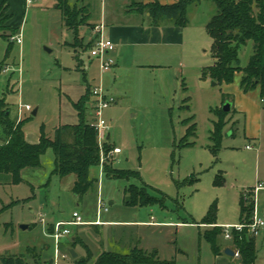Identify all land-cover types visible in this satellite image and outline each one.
Listing matches in <instances>:
<instances>
[{
	"label": "rangeland",
	"instance_id": "obj_1",
	"mask_svg": "<svg viewBox=\"0 0 264 264\" xmlns=\"http://www.w3.org/2000/svg\"><path fill=\"white\" fill-rule=\"evenodd\" d=\"M89 2L94 20H99L105 10L125 9L124 0ZM69 4L78 8L86 5L82 0H69ZM11 11V27L7 30L5 25L0 33V98L9 105V119L25 122L28 138H38L43 129L53 140L59 127L79 123L74 103L88 89L101 87L117 103L103 112L110 137L108 149L103 147L104 165L109 163L134 175L108 177L100 161L90 171V189L77 198L72 192L76 176L61 178L54 174L55 156L48 150L42 157V168L27 170L23 182L14 184L11 177L1 176L0 264L2 257L26 256L30 249L40 255V264L51 259L54 262L53 246L48 251L45 248L54 243L46 236L47 224L71 221L75 212L84 220L96 221L99 200L109 209L102 210L100 217L108 224L68 227L72 234L61 239L57 264H76L81 259L86 260L83 264H95L104 251L125 255L134 249L153 262L241 264L225 250L222 256L215 255L205 236L215 225L202 223L215 205L217 226L222 230L240 224L242 195L247 205L257 201L259 217L264 220V188L257 199L253 192L259 185L264 187V132L260 142L248 140L244 117L229 113L220 146L212 151L214 142L209 131L218 121L223 87L203 80L201 71L215 62L213 40L205 30L217 12L213 0L190 5L186 43L174 48V57L160 60L162 67L133 69L127 63L116 78L113 73L101 72L90 57L91 48L72 46L73 33L65 27L56 0H32L31 4L19 0ZM89 24L92 26H81L79 38L86 45L93 41V46L98 32ZM11 33L21 39V44L9 38ZM252 52V42L240 48L241 68L248 65ZM186 97L189 100L184 104ZM28 105L30 112L25 110ZM261 105L264 110V100ZM89 107L91 122L92 100ZM35 110L37 115H33ZM192 118L197 133L186 140L183 122ZM6 141L0 123V144ZM188 143L194 145L186 146ZM117 147L122 154L109 157ZM131 187L150 197L149 205L129 203V198L133 200ZM74 237L79 239L74 249L78 258H63L73 248ZM254 239L255 264H264V228ZM217 243L221 248L236 249L223 233ZM29 262L34 264L32 259Z\"/></svg>",
	"mask_w": 264,
	"mask_h": 264
},
{
	"label": "trees",
	"instance_id": "obj_2",
	"mask_svg": "<svg viewBox=\"0 0 264 264\" xmlns=\"http://www.w3.org/2000/svg\"><path fill=\"white\" fill-rule=\"evenodd\" d=\"M57 8L61 11L65 27L73 33L74 48H92L87 45L84 39L79 38L81 26H92L90 22V12L87 6L80 8L71 7L69 0H56ZM201 0H178L173 5H163L158 1L146 5H133L132 10L140 15L149 14L152 26H160L169 23L173 26L184 28L188 26V9L190 5L199 3ZM216 4L217 12L206 26V32L213 40L212 56L214 64L206 67L201 72L203 80H212L219 86L223 84H233L238 74L242 75L241 89L245 93L260 90V97L264 100V0H213ZM13 18L10 13L9 4L4 1L0 5V33L3 28ZM7 30L10 29L6 26ZM11 33L9 38H13ZM100 33L95 38L99 39ZM249 42L253 44V52L249 63L245 68L240 66L239 50ZM92 100L90 89L86 95L74 103L77 111L79 123L74 125H63L58 128L56 137L51 140L41 129L40 141L38 144H30L26 141L24 133L25 122L11 121V111L5 99L0 98V123L4 126L7 134V141L0 144V174L11 176L14 184L23 182L21 173L25 169L42 168V157L52 150L55 156L54 174L61 178L70 175L76 176V181L72 192L75 197L82 198L90 189V171L98 167L101 161V149L98 142V131L89 122L90 107ZM228 95H223L224 103L230 101ZM217 111V110H216ZM215 111V112H216ZM218 121L214 123V130L210 139L214 142L212 151L220 146L225 117L228 115L219 109L217 111ZM193 118L184 121L187 127L184 139L196 136L197 125ZM109 145L107 142L105 147ZM194 144H186L193 146ZM107 148V147H106ZM108 149V148H107ZM105 173L108 177L121 178L127 175H134L132 172L116 170L109 163L104 165ZM131 201L139 202L142 206L150 203V197L139 192L136 187H131L129 191ZM245 196L242 195L239 202L240 222H249L255 209V202L246 204ZM203 225L217 224V207L212 206L205 217ZM98 227V226H96ZM53 232V226L48 229ZM223 233L221 227L215 226L213 231L206 232V238L211 242L212 249L216 256L222 252L221 246L217 243L218 237ZM72 249L79 244V239L72 240ZM233 245L239 251L241 264H255L257 260V247L254 238L246 236L244 232L241 236L234 233ZM26 256H4L1 264H29V259L34 264H40L39 256L33 249L28 250ZM70 255V254H69ZM85 259L76 261V264H83ZM89 262V261H88ZM49 261L47 264H53ZM174 264V262H153V259L144 255L141 250L134 249L130 253L122 255L114 252H102L95 264Z\"/></svg>",
	"mask_w": 264,
	"mask_h": 264
},
{
	"label": "crops",
	"instance_id": "obj_3",
	"mask_svg": "<svg viewBox=\"0 0 264 264\" xmlns=\"http://www.w3.org/2000/svg\"><path fill=\"white\" fill-rule=\"evenodd\" d=\"M4 1H6L9 4L10 13H11L12 12L11 8H13L14 5L16 7V4L18 3L19 0H0V5ZM89 1L90 0H82V2L86 3L85 6H87L88 9L91 7V2ZM154 1H158L163 5H173L178 2V0H124L125 9L119 11L105 10L102 12V14H100L99 20H94L93 16L90 13L91 18L89 23L95 25L97 28L102 29V34L104 38L110 40L115 45L114 51L110 53V56H112L113 54V59H115V66L109 71L110 73L114 74V77L115 76L117 77L121 74L123 70V65L124 66L127 65V63L131 64V68L133 69L162 67L164 64H162L160 60L164 58L174 57L173 56L174 48H176L177 46H184V44L186 43L187 40L186 28L190 25V22L188 26L184 28L173 26L172 24H169L167 22L161 24L160 26H152L151 20L149 19V14L140 15L139 13L131 9L133 5L136 4L146 5ZM25 2L27 4V0H25ZM10 22L11 21H9L6 26L11 27ZM19 34L21 35V31L19 32ZM95 62H97L99 66V61L95 60ZM241 79H242V75L238 74L233 84H223L221 86L223 87L222 103L220 106L217 107V109L222 107L224 104L223 95L230 96L231 100L229 102L232 103V110L230 113L233 112L235 116L244 117L245 137L248 140H253L254 142H260L262 140L263 132H264L263 129L264 110L261 105L262 98L260 97V90L257 89L255 91L245 93L240 86ZM215 86H219V85L216 83ZM183 87H184V95H186L187 87L185 82H183ZM106 93L111 95L108 91H106ZM188 100L189 97H186L183 101L184 104ZM209 132L211 134L212 130H210ZM25 138L26 141L30 144H38L40 141V136L38 138H28V135L26 133H25ZM27 170L30 169H25L22 171L21 173L22 180H24L23 174H26ZM31 170H36V169H31ZM1 176H4V174H0V178ZM5 176L11 177L9 175H5ZM263 188L264 187L262 186V189ZM260 191L261 190H259V192ZM85 221L87 224H91L93 226H98V227L102 226L101 224H108L107 222L101 221L100 218H98V214L96 221L93 222L88 220ZM59 222H63V221H58L57 223ZM55 224H51V223L49 225L47 224L46 226L47 228H45L44 223L42 225L46 229L47 232L46 236L49 237L50 239L53 238L50 236L48 229L51 225L53 226ZM215 226H217V224ZM74 239L75 237L73 238V241ZM52 246L54 250L55 242L53 243V245L46 244L45 247L46 251L50 250ZM256 247H257V239H256ZM226 248H227L226 246L223 247L222 252H224ZM231 249L234 251L233 248ZM222 252L220 256H222Z\"/></svg>",
	"mask_w": 264,
	"mask_h": 264
},
{
	"label": "built area",
	"instance_id": "obj_4",
	"mask_svg": "<svg viewBox=\"0 0 264 264\" xmlns=\"http://www.w3.org/2000/svg\"><path fill=\"white\" fill-rule=\"evenodd\" d=\"M32 0H27V4H31ZM97 32L100 33L99 39L95 42L93 47L91 48L90 57L93 60L99 61V67L101 72L106 73L109 72L114 66L115 61L111 59L110 53L114 51L115 45L110 41L104 38L102 34V29L97 28ZM13 41H16L18 44H21V39L13 37ZM92 102L94 104L92 115L93 119L91 120V124L94 125L98 131V142L101 149V163L104 168V151L103 147L108 142L107 132H106V122L103 120V112L108 107L112 106L116 103V100L109 94L106 93L104 89L101 87H95L92 91ZM25 110L28 112L32 111V108L28 105L25 106ZM21 115V112H20ZM122 154V149L114 148L110 153L109 157L117 156ZM262 189V186H258L253 192L255 193V197L257 199V194L259 190ZM104 212H108V207L103 204L101 200L98 202V218L101 217ZM44 217L41 218V222L44 223ZM86 221L82 217L81 214L75 212L73 214V220L68 222H59L53 225V232L49 233L50 236L54 239V264H57L60 254V241L65 236H70L72 234L71 230L68 227H78L82 225H86ZM264 228V220L259 217V211L257 208V203L255 200V209L252 213V216L249 222H241L235 227H226L223 229V235L226 240L232 241L234 240V233H238L240 236L245 232L247 237L255 238L258 237L261 229ZM235 257L239 258V251L234 249ZM68 254L63 255V258H67Z\"/></svg>",
	"mask_w": 264,
	"mask_h": 264
},
{
	"label": "water",
	"instance_id": "obj_5",
	"mask_svg": "<svg viewBox=\"0 0 264 264\" xmlns=\"http://www.w3.org/2000/svg\"><path fill=\"white\" fill-rule=\"evenodd\" d=\"M47 50H48V49H47ZM49 51H50V50H49ZM213 85L215 86L216 83H213ZM222 109H223V111H224L225 113L229 114V113L231 112V110H232V103L229 102V101L225 102V103L223 104V106H222ZM33 115H37V111H36V110L33 112ZM109 139H110V138H108V141H109ZM130 201H131V199L129 198V199H128V202H130ZM22 228H23V229H28V226H23ZM74 240H75V239H74ZM68 253L70 254V256H71L73 259L78 258V253H77L74 249H69V250H68ZM225 254L228 255V256H230V257H235V252H234L230 247H227V248L225 249Z\"/></svg>",
	"mask_w": 264,
	"mask_h": 264
}]
</instances>
